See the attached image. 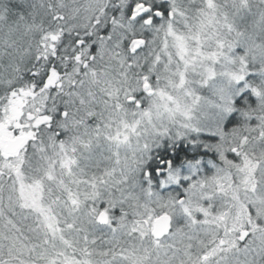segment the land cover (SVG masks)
<instances>
[{
    "label": "snow or ice",
    "instance_id": "snow-or-ice-1",
    "mask_svg": "<svg viewBox=\"0 0 264 264\" xmlns=\"http://www.w3.org/2000/svg\"><path fill=\"white\" fill-rule=\"evenodd\" d=\"M0 264H264V0H0Z\"/></svg>",
    "mask_w": 264,
    "mask_h": 264
}]
</instances>
